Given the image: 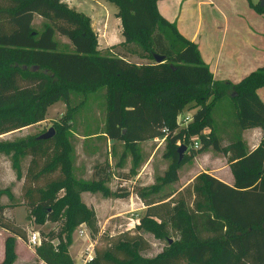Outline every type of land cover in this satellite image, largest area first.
Here are the masks:
<instances>
[{
	"label": "trees",
	"instance_id": "16d2710c",
	"mask_svg": "<svg viewBox=\"0 0 264 264\" xmlns=\"http://www.w3.org/2000/svg\"><path fill=\"white\" fill-rule=\"evenodd\" d=\"M108 1L117 7L115 15L123 35V41L114 45L124 44L138 57L152 61L129 60L123 50L114 51L111 46L110 53H102L90 16L63 0H0V134L42 120L47 105L59 98L70 109L71 118L86 94L104 88L103 130L86 135L101 133L97 135L134 146L161 135L166 125L170 129L166 146L178 165L210 145L219 147L221 135L213 128V109L219 99L232 92L233 132L227 134L222 150L234 183L229 185L202 171L181 189L159 192L133 185L114 190V197L137 195L145 207L140 226L146 231L163 238L166 225L171 224L180 232L179 241L172 247L152 259L143 258L139 253L150 245L140 233L127 229L102 235L94 212L77 203L72 185L79 191L95 189L107 180L110 170L98 163L89 179L74 174L77 130L69 120L62 131L54 130L45 139H21L10 146L0 141V150L11 153L18 176V157L30 155L23 183L29 212L37 223H43L55 220L64 201H76L67 210L68 221L63 228L70 233L84 223L89 229L93 256L85 264H264V103L256 91L264 85V64L238 82L216 80L197 43L159 12L157 0ZM251 5L264 9L258 2ZM35 15L42 18L39 28L33 24ZM56 33L69 39L71 49L59 47ZM262 35L264 39V21ZM155 54L163 59L156 61ZM79 95V101L73 103V97ZM193 100L197 108L192 120L173 132L177 114ZM204 127H209L208 133H202ZM250 127L262 130L261 140L253 149L241 137V131ZM193 135L200 141L196 148ZM181 144L187 147L179 160L177 147ZM57 168L58 177L38 183ZM121 175L125 180L131 177L129 173ZM56 183H65L67 194L54 201L46 190ZM3 194L13 195L8 187L0 188V197ZM49 206L53 209L46 215ZM4 208L0 204V229L10 235L5 240L8 264L15 238L25 241L26 231L4 214ZM76 209L77 219L72 215ZM41 258L47 264H72L64 251L55 254L48 244L43 246Z\"/></svg>",
	"mask_w": 264,
	"mask_h": 264
},
{
	"label": "rangeland",
	"instance_id": "374dc122",
	"mask_svg": "<svg viewBox=\"0 0 264 264\" xmlns=\"http://www.w3.org/2000/svg\"><path fill=\"white\" fill-rule=\"evenodd\" d=\"M213 2L212 6L217 12H240L239 15L242 19L243 12H261L264 15V9L258 10L251 5V3H256L257 0H213ZM71 5L75 9L93 16L92 28L95 32L102 29L103 35L106 29L105 23H108V28L112 32L116 31L120 26L115 15L116 5L108 0H71ZM41 21L42 18L35 15L34 26L39 28ZM55 37L58 39L61 49H71L70 41L66 36L56 33ZM100 45L101 43H98V46ZM124 46V44L122 47L112 45L111 49L114 51L123 50L127 54L128 59L132 61H152L146 57H138L136 52H132V50ZM99 48L102 53H110L109 48ZM20 83H23V81ZM230 94L232 92L219 99L213 109V128L215 134L221 135L220 141H218L219 147L214 148L210 145L204 151L196 153L192 157L183 158L178 165L176 164L177 161L173 159L171 151L166 146V138L164 140L140 141L134 146H126L127 144L123 140H109L102 135H97V137L90 139H79L76 137L73 152V172L77 177L89 179L92 176L94 166L98 163L103 164L107 170H110L107 180L95 189L79 191L75 185H72L73 194L78 196L77 203L94 212L99 233L112 235L127 229L140 233L150 246L139 254L143 258L148 259L154 258L179 241L180 232L171 224L166 225L167 234L163 238L154 236L153 233L146 231L140 226V219L144 214L145 207L136 194L131 193L127 197H114L112 192L114 190L121 191L124 188L130 189L133 185L146 186L159 192L178 189L195 173L202 172L203 168L208 167L209 160L218 159V162L225 163L227 154L222 150V147L228 142L227 134L230 131L233 132V121L235 120V104ZM80 97V95L73 97V103H77ZM194 103V100L189 101L183 107L179 116L182 117L187 113L193 114L197 108ZM69 120L73 121L72 128L77 131L80 129L87 132H100L103 130L105 122L104 88L86 94L83 104L78 107L73 117L70 118V109L59 98L47 105L42 120L1 133L0 141L8 142L9 146L16 145L21 139H33L50 127L54 130L62 131L64 123L66 124ZM180 127L182 125L177 123V126L172 128L173 132ZM226 129L227 133L224 134L227 137L223 134ZM208 131L209 127L202 129V133H208ZM192 138L198 142L199 146L198 136L193 135ZM151 156L152 158H149ZM29 160L30 155L18 157V171L21 172V175L18 176L17 169L12 165L11 153L6 154L0 150V188L8 187L13 194L11 198L3 194L0 197V204L5 205L4 214L14 219L16 224L26 231L25 241L15 238L13 257L8 264H47L41 258L43 246L47 244L51 245V250L55 254L64 251L72 264H85L89 257L93 256L94 241L91 238L89 229L84 223L76 225L70 233H67L63 228L68 221L67 210L73 207L72 202L76 201H64L55 220H46L43 223H37L35 216L29 212L25 204L27 200L23 189L24 174ZM122 173H129L131 177L125 180L123 175H121ZM59 175L60 171L57 168L55 171L41 177L38 183L43 184L50 178H55ZM171 176H175L174 180L170 179ZM46 191L48 194H52L54 201L61 200L67 194V185L65 183H56ZM188 203L190 204L189 201ZM52 209L53 206H49L46 215ZM78 214V209L72 212L75 219L79 217ZM32 232L37 233L39 238V243L36 245H31L28 242V236ZM9 236L8 232L0 229V264H5L8 261L5 255V240ZM101 244L99 243V245Z\"/></svg>",
	"mask_w": 264,
	"mask_h": 264
},
{
	"label": "crops",
	"instance_id": "0c3cea01",
	"mask_svg": "<svg viewBox=\"0 0 264 264\" xmlns=\"http://www.w3.org/2000/svg\"><path fill=\"white\" fill-rule=\"evenodd\" d=\"M63 1L74 7L71 5V0ZM213 4V0H157L159 12L169 21L174 22L185 37L197 43L201 57L209 66L213 78L235 83L264 64L262 35L264 15L261 12H243L242 19L240 12H217ZM89 16L93 27V16ZM117 19L120 28L118 27L116 31H110L108 23H105L106 29L103 35L102 29L96 30L98 43H101L99 47L110 48L123 41L120 20L118 17ZM256 91L264 103V85L257 87ZM86 133L87 131L81 129L74 132L79 139H90L101 134L86 135ZM261 135L260 127L245 128L241 131V137L249 149L259 144ZM151 139L153 138L143 142ZM218 161V159L209 160L208 167L203 168L202 171L233 185L234 177L227 160L225 163ZM197 173L178 189L183 188Z\"/></svg>",
	"mask_w": 264,
	"mask_h": 264
},
{
	"label": "built area",
	"instance_id": "2783aa9c",
	"mask_svg": "<svg viewBox=\"0 0 264 264\" xmlns=\"http://www.w3.org/2000/svg\"><path fill=\"white\" fill-rule=\"evenodd\" d=\"M181 112V111H180ZM179 112V113H180ZM179 113L177 114V117H176V121L179 125H182L184 126L185 124H187L189 121L192 120V114L190 113H187L185 114L184 116H179ZM170 132V129L166 126V125H163V128H162V134L159 135V136H156V137H153L154 140H164L166 138V135ZM193 147H198V142L196 140L193 141ZM28 242L29 244L31 245H36L37 243H39V238H38V235L37 233H34L32 232L29 236H28ZM92 256L89 257V259H91ZM88 259V260H89ZM87 260V261H88Z\"/></svg>",
	"mask_w": 264,
	"mask_h": 264
},
{
	"label": "water",
	"instance_id": "95a60500",
	"mask_svg": "<svg viewBox=\"0 0 264 264\" xmlns=\"http://www.w3.org/2000/svg\"><path fill=\"white\" fill-rule=\"evenodd\" d=\"M257 2L259 3L260 6L264 7V0H257ZM154 58L156 61H161L163 59L162 55L159 54H155ZM54 129L52 127H50L47 131L41 133L40 135H38V138H48L51 137L54 134ZM186 145L185 144H181L177 147V152H178V159L180 160L183 156V152L186 150Z\"/></svg>",
	"mask_w": 264,
	"mask_h": 264
}]
</instances>
